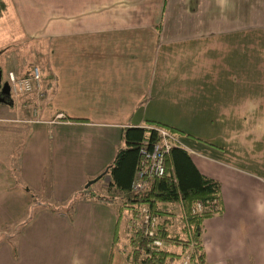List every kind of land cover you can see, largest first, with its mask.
<instances>
[{"label":"crops","instance_id":"1","mask_svg":"<svg viewBox=\"0 0 264 264\" xmlns=\"http://www.w3.org/2000/svg\"><path fill=\"white\" fill-rule=\"evenodd\" d=\"M4 1L47 62L38 90L0 103V135L22 138L0 145V264H129L111 250L114 206L94 199L109 177L104 192L85 184L123 128L150 124L178 133L220 184L222 213L202 225L206 264H264V45H252L264 33L239 31L264 30V0Z\"/></svg>","mask_w":264,"mask_h":264},{"label":"trees","instance_id":"2","mask_svg":"<svg viewBox=\"0 0 264 264\" xmlns=\"http://www.w3.org/2000/svg\"><path fill=\"white\" fill-rule=\"evenodd\" d=\"M6 10V2L0 0V18ZM4 100V104L10 106L13 99L9 95ZM148 126L161 125L123 128L122 147L116 150L110 164L97 176L96 181L109 177L107 194L92 197L114 206L116 231L111 250H119L129 264H176L186 254L191 264H206L202 225L204 220L222 213L220 184L201 175L189 154L175 146L165 155L163 176L149 179L141 192L132 193L131 182L143 161L140 151L157 140L156 132ZM170 205H179V229H172ZM142 209L156 219L153 238L162 241L161 247L153 246L152 239L145 237L139 229ZM122 218V229L119 230Z\"/></svg>","mask_w":264,"mask_h":264},{"label":"rangeland","instance_id":"3","mask_svg":"<svg viewBox=\"0 0 264 264\" xmlns=\"http://www.w3.org/2000/svg\"><path fill=\"white\" fill-rule=\"evenodd\" d=\"M243 33H253L257 34L260 37L258 38L260 40L261 35L264 33V30L260 28L259 26L253 25L252 27H246L242 30H239ZM264 39H261L260 41H254L252 42L253 48L260 47L261 45H264ZM251 44L250 42L247 43ZM261 46V47H262ZM263 48V47H262ZM40 49V50H39ZM45 54H42L41 52V42L38 43V47L36 43H33L32 40L25 38L22 32L20 31L19 26L14 21L13 16L7 12L0 18V71H1V82H6V70L7 69H15L19 70L22 67L26 68H33L36 67L39 70L44 69L43 66H45V63L47 62V57L44 56ZM8 72V71H7ZM41 77V73H40ZM14 102H17L19 99L18 96H11ZM58 100L56 102H53L54 106H58ZM1 105V104H0ZM78 110L85 111L87 110L86 106H75ZM73 106L72 108L75 109ZM51 108V107H50ZM35 114V111L34 113ZM18 136L14 135L13 133H1L0 135V145L4 147V145H7L6 147H13L16 146L18 141L22 138H19ZM10 148V149H11ZM1 149V148H0ZM7 155V157H6ZM8 154L6 152L0 151V158L6 162L8 158ZM109 180V178H106V180ZM88 182V181H87ZM104 179H100L93 184H91V190L96 192H104L101 190V186L104 184ZM31 198L33 200L34 205L39 206H46L47 204H51L50 201L45 200L43 197H41L38 193H31ZM71 202V201H70ZM54 204V203H52ZM48 206V205H47ZM55 207L61 208L64 206V204L56 205ZM179 208L173 207L171 208L172 216V229H179L180 228V215L181 211L178 210ZM123 224V218L121 219V222L119 223V230L122 229ZM5 235L4 231L0 234V238Z\"/></svg>","mask_w":264,"mask_h":264},{"label":"built area","instance_id":"4","mask_svg":"<svg viewBox=\"0 0 264 264\" xmlns=\"http://www.w3.org/2000/svg\"><path fill=\"white\" fill-rule=\"evenodd\" d=\"M6 82L8 84L9 94L20 96L38 90L41 84V77L39 70L33 67L28 77H18L13 71H8L6 73ZM57 117L63 118L62 115H57ZM148 129L156 132L157 140L149 148H144L140 151L143 161L130 186V190L134 194L141 192L149 179L163 176L165 155L168 154L172 147H181L179 138L174 131L163 126H148ZM196 210H200L199 205L196 206ZM155 226L156 219L146 209H142L138 227L145 237L152 239L151 244L153 246L161 247L163 245L162 241L153 238ZM176 264H191L189 256L187 254L183 255Z\"/></svg>","mask_w":264,"mask_h":264},{"label":"water","instance_id":"5","mask_svg":"<svg viewBox=\"0 0 264 264\" xmlns=\"http://www.w3.org/2000/svg\"><path fill=\"white\" fill-rule=\"evenodd\" d=\"M9 88L7 82H1V74H0V103H4L5 100L4 98L9 96ZM98 178L96 177L95 179L88 181L85 184V188H87L90 184L94 183Z\"/></svg>","mask_w":264,"mask_h":264}]
</instances>
